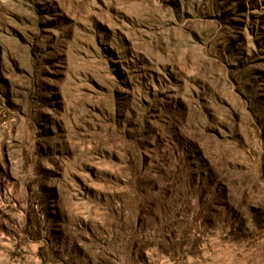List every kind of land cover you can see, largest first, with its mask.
I'll list each match as a JSON object with an SVG mask.
<instances>
[{
  "label": "rangeland",
  "instance_id": "rangeland-1",
  "mask_svg": "<svg viewBox=\"0 0 264 264\" xmlns=\"http://www.w3.org/2000/svg\"><path fill=\"white\" fill-rule=\"evenodd\" d=\"M0 264H264V0H0Z\"/></svg>",
  "mask_w": 264,
  "mask_h": 264
}]
</instances>
